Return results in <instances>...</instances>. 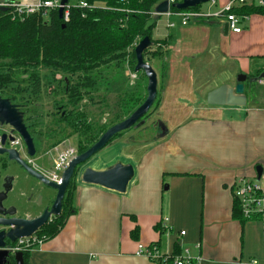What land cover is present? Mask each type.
I'll use <instances>...</instances> for the list:
<instances>
[{
  "label": "crops",
  "instance_id": "crops-1",
  "mask_svg": "<svg viewBox=\"0 0 264 264\" xmlns=\"http://www.w3.org/2000/svg\"><path fill=\"white\" fill-rule=\"evenodd\" d=\"M167 21L158 20L152 30L153 39L172 37L168 78L157 110L167 134L137 140L129 130L107 145L106 161L93 168L133 165L126 192L77 178L74 212L56 236L31 249L28 264H157L138 253L140 245L157 242L165 254L178 243L198 264H264L262 222L232 216L233 183L254 178L258 165L264 169V83L256 81V95L247 97L244 107L206 102L210 90L236 84L213 81L228 71L217 68L220 53L212 48L211 37L219 31L231 37L221 56L237 65L238 74H261L264 15L252 14L239 33H226L218 21L182 25L174 18L175 27ZM214 70L216 77H211ZM161 223L165 233L157 229ZM137 226L139 237L134 239Z\"/></svg>",
  "mask_w": 264,
  "mask_h": 264
},
{
  "label": "trees",
  "instance_id": "trees-1",
  "mask_svg": "<svg viewBox=\"0 0 264 264\" xmlns=\"http://www.w3.org/2000/svg\"><path fill=\"white\" fill-rule=\"evenodd\" d=\"M85 1L90 6L76 8L72 5L67 21L59 18L56 9L49 12L47 19L42 12L25 16L23 19H14L10 12L0 11V96L16 105L23 113L25 121L40 120L37 109L27 107V100L21 90L23 91L27 85L38 82L49 86L54 83L61 85L58 87L66 96L65 101L56 104L60 111L51 120V124L46 126L45 131L39 134L43 141L52 140L50 146L55 147L67 137L68 129L79 136L78 153L89 149L110 126L130 116L146 99L145 74L137 79L134 86L129 84L127 75V71L135 70V47L146 35L151 37L153 43L146 49L144 56L155 59L160 68L158 94L151 108L152 111L158 110L162 100V89L168 78L169 47L172 42V37L164 39L152 37V30L161 18V15L153 14V8L164 0ZM200 5L189 9L199 10ZM151 18H155L156 22L145 31L144 26ZM198 21L208 22L205 19ZM259 74L247 75L245 94L248 98L256 95V81L259 79ZM143 81L144 85H142ZM114 84L124 92L121 114L105 122L88 118L82 110V105L88 99H93L91 97L94 93L102 89L109 92ZM151 113L150 110L143 119H148ZM134 127L118 133L109 143ZM77 174L78 169L67 187L61 213L37 233L42 242L56 236L74 212ZM232 216L241 222L260 219V217H245L241 202L235 197H233ZM157 229L161 233L167 231L162 223ZM132 237L138 239V226L132 231ZM38 244H30L22 250L24 264L29 263L31 249ZM151 245L160 248L159 242ZM182 255L183 249L176 243L171 254L162 253L154 261L157 264H176L175 259ZM7 264H16L12 254ZM189 264L198 263L193 260Z\"/></svg>",
  "mask_w": 264,
  "mask_h": 264
},
{
  "label": "water",
  "instance_id": "water-1",
  "mask_svg": "<svg viewBox=\"0 0 264 264\" xmlns=\"http://www.w3.org/2000/svg\"><path fill=\"white\" fill-rule=\"evenodd\" d=\"M5 1V0H4ZM70 0H62L61 7L58 10L59 18L63 19L64 7ZM209 0H180L172 4V7L184 10L191 7H196ZM169 1L164 0L155 7V13L161 15L167 12ZM0 11H8L7 7H1ZM155 18L148 20L144 26L147 31L155 24ZM65 26V24H64ZM224 31L228 32V25L224 24ZM152 40L149 35L144 36L135 47L136 66L135 72H143L147 77V97L143 103L138 106L133 113L122 121L110 126L102 136L89 149L83 153H79L69 164L62 176V183H56L49 180L45 175L37 173L30 166L29 162L22 158L20 153L14 148L0 147V155L7 154L8 160L18 164L30 176H35L47 188L57 191L56 198L50 210L46 209L43 214L34 219H24L16 217V207L10 204L8 194L13 189L14 176H5L3 179L2 169L0 171V264H7L8 258L12 254L16 264H24V256L22 251H12V244L24 237L32 236L40 227L45 225L49 218L57 216L61 213L63 199L66 194L67 187L74 177L78 169L77 178L83 183L98 185L110 190L124 193L134 177L135 171L131 164L117 162L104 169H96L90 166H85L99 151L105 148L111 139L120 132L126 131L133 126L139 128L145 125L146 119L143 117L149 113L158 94V74L153 66L146 61L144 52L152 46ZM260 79H264V72L260 74ZM247 74L239 73L236 77V84H221L218 87L210 90L206 95V102L213 106H239L247 105V96L245 94V81ZM0 122L13 126L15 130L24 139L28 155L33 157L36 154V148L33 138L31 137L26 125L24 124L23 113L18 110L16 105L12 104L7 98L0 97ZM161 128V137H164L168 128L165 123L159 122ZM6 134L1 135V144H5ZM14 137H10L11 142ZM257 180L260 181L264 169L258 165ZM7 228V229H6Z\"/></svg>",
  "mask_w": 264,
  "mask_h": 264
},
{
  "label": "built area",
  "instance_id": "built-area-1",
  "mask_svg": "<svg viewBox=\"0 0 264 264\" xmlns=\"http://www.w3.org/2000/svg\"><path fill=\"white\" fill-rule=\"evenodd\" d=\"M62 0H0V8L7 7L13 18L23 19L25 16L42 12L43 16L47 19L51 10H59ZM169 8L167 12L162 13L161 16L167 17L169 27H175L176 22L174 18H178L182 25H187L190 21L198 19H205L206 21H218L221 24H227L228 30L239 33L242 31V23L250 18L252 14L259 13L264 15V0H229L227 4L217 11L204 12L201 10L184 9L176 10L172 4L180 0H168ZM211 6L217 4V0H209ZM76 8L89 7V3L85 0H79L74 4L69 2L64 7L63 19L69 20L71 6ZM157 15V14H156ZM130 83L133 84L138 79V73L132 71L130 74ZM264 83V79H260ZM19 138H15L11 142L12 147H17ZM51 152L56 153L54 169L49 174V179L56 183H62V176L68 168L70 162L78 155L77 148L69 145L59 144L54 147ZM264 176V174H263ZM262 176V178H263ZM261 178L257 180V175L254 178H238L232 186L233 197L237 198L242 205L243 214L247 218L260 217V221L264 228V181ZM168 221V218L165 219ZM167 228V227H166ZM185 231H181L185 235ZM42 241L37 235L24 237L16 242V245L11 249L13 252L22 251L25 247L33 243H41ZM139 254H143L152 260L159 258L162 254L156 245L139 246ZM198 258L191 256L188 249L184 250L182 256L175 259L176 264H189L191 261ZM252 264H257V260H253Z\"/></svg>",
  "mask_w": 264,
  "mask_h": 264
},
{
  "label": "rangeland",
  "instance_id": "rangeland-1",
  "mask_svg": "<svg viewBox=\"0 0 264 264\" xmlns=\"http://www.w3.org/2000/svg\"><path fill=\"white\" fill-rule=\"evenodd\" d=\"M79 0H70V4H74ZM218 4L217 6H211V2H205L200 5L199 10L208 12V11H217L223 8L229 0H217ZM167 21V17H161L159 19V23H165ZM166 28V27H165ZM231 37L230 36H224L222 32L219 31V33H216L211 37V46L215 50L216 54H219L218 58V65L217 68L220 70L223 69V71H228L224 73L220 78H214L213 81H220V80H226V81H235L236 77L238 75L237 70L235 67L237 65L233 64L231 61L224 59V56H221L222 51L228 47V44H231ZM146 61L149 62L153 68L160 72V68L158 67L157 62L155 59H152L148 56L145 57ZM216 68V69H217ZM133 71V70H132ZM233 71H235L233 73ZM140 75L139 78H142L143 72L138 73ZM211 77H214L216 75L215 70L211 71L210 73ZM127 75L129 76L128 81L130 82V73L127 71ZM216 77V76H215ZM145 81V80H144ZM143 81V84L145 82ZM129 83L131 86H134V84ZM117 84V83H116ZM159 84V81H158ZM57 83H54L53 85H45L43 83H35L33 85H27V89L22 91L21 87L19 90H21L22 94L25 96V100H27V107L30 108H36L39 114V122L37 123L38 126H40V129L42 132L45 131L46 126L51 124V120L57 116L56 114L58 111H60V108H57V103L65 101L66 96L64 95L63 91L59 89ZM258 89V87H257ZM124 97V92L122 89L118 87V85H113L109 92H105L104 89L94 93L93 99H88V101L82 105V110H84L85 114L88 118L96 119V120H102V122H105L107 119L114 118L117 114H121V101ZM151 114L146 119L145 125L136 128L134 127L131 131L134 132L135 139L141 140V139H152L156 138L159 135V132H161V128L159 126V122L165 121L163 118L164 116L157 111H152ZM41 123L42 125H39ZM165 123V122H164ZM166 125V124H165ZM53 126V125H52ZM49 129V126L48 128ZM67 137L60 143L64 145H69L71 147L77 148L78 147V134L74 132H70V130H66ZM123 136V135H122ZM117 139V138H116ZM50 139L44 140V145L49 146V149L53 150L54 147L50 146ZM110 144V143H109ZM108 144V145H109ZM44 149L39 148L38 154L32 158V161L35 165L36 163L40 166L43 171H45L48 168L54 169L55 164V157L56 153H51L50 155L43 152ZM43 152V153H42ZM104 152V153H103ZM106 155L105 149L103 148L101 151H99L89 162H87V166L90 167H98V164H101L106 161ZM85 165V166H86ZM7 171L11 174H15L17 176V184L15 185V191L17 192H24L25 194L28 193L30 184L34 183L31 177H29L22 169L21 167L11 162L8 165ZM264 181V176H263ZM42 194L44 196L45 202H48L50 198L54 195V190L44 188L42 190ZM25 198V195H23Z\"/></svg>",
  "mask_w": 264,
  "mask_h": 264
},
{
  "label": "flooded vegetation",
  "instance_id": "flooded-vegetation-1",
  "mask_svg": "<svg viewBox=\"0 0 264 264\" xmlns=\"http://www.w3.org/2000/svg\"><path fill=\"white\" fill-rule=\"evenodd\" d=\"M38 122H39L38 120H26V121L24 120V124L26 125L27 130L29 131V133H30V135L33 138L34 143H35L36 154L33 157H35L38 154L39 148L40 149L43 148L44 149V151H43L44 153L51 151V149H49V146L44 145L43 138H41V135L39 134V133H41V129L37 125ZM2 134H6L7 135V138L5 140V144L4 145L1 144V135ZM160 134H161V132H159V135ZM11 136L14 137V138H19V144H18L17 147H12L11 146V140H10ZM0 147L16 149L20 153L22 158H24L25 160H27L29 162L30 166L33 168V170L35 172L43 174L49 179V174H50L52 168H48L45 171H43V169L40 168V166L36 163V161H35V165H34V163L32 161L33 157H30L28 155L27 146H26V143H25L24 139L22 138V136L15 130V128L13 126H10L8 124H2L1 122H0ZM10 163H11V161L8 160L7 154L0 155V171L2 169L4 170L2 179L5 176H14L15 177V179L13 181V189L8 194V196H9V199H10V204L14 205L16 207V217L24 218V219H34V218H37L38 216H40L41 214H43V212L46 209L50 210L51 207H52V204H53V202H54V200L56 198L57 191H54L53 197L50 198L48 202H45L44 196L42 194V190L44 188H47V187L44 186L37 179V177L30 176L28 174V172H26L23 168H21V169L29 177L32 178L34 183L30 184L29 191L26 194L24 192L15 191L16 190L15 189V185L17 184V176L15 174H11V173H9L7 171L8 165ZM0 184H2V180H1ZM23 195H25V198L23 197ZM54 217L55 216L52 215L49 218V220L47 221L46 224H48L50 221H52V219ZM45 225L40 227L34 233V235H37V233ZM0 229H1V227H0ZM15 245H16V242L13 245H11V246L13 247Z\"/></svg>",
  "mask_w": 264,
  "mask_h": 264
}]
</instances>
